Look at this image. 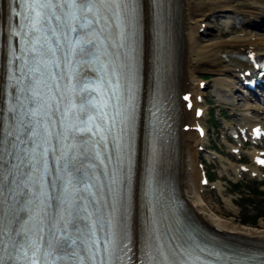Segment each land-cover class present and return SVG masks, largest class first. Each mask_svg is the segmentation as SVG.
Instances as JSON below:
<instances>
[{
    "label": "bare ground",
    "instance_id": "1",
    "mask_svg": "<svg viewBox=\"0 0 264 264\" xmlns=\"http://www.w3.org/2000/svg\"><path fill=\"white\" fill-rule=\"evenodd\" d=\"M176 6L179 19V34L182 40V51L180 54V64L182 69V82L187 83V88H191L197 92L196 73L207 71L217 73L218 75L230 74L234 65L240 64L232 55L241 54L243 48L254 45L257 50L264 47V36L256 37L255 34L244 33L242 35H232L228 37H208L205 39L199 35L198 29L201 21L206 15H213L225 11H232L243 19L248 16L259 17L264 11V0H167V3L161 6L162 21L159 25L162 35H167L170 30L165 27V7ZM143 27L147 36V50L151 57L152 51L151 37L152 30L155 28L154 22L151 21L153 15V7L150 0H143ZM7 21V0H0V26L4 29ZM205 29L207 36L211 33ZM4 42V35L1 38ZM150 45V46H149ZM150 47V48H149ZM3 58V48L0 49ZM161 60L165 67L173 64V49L169 46L161 54ZM1 72V67H0ZM149 72H153V64L149 63ZM223 81L217 82V88L222 86ZM193 112L187 113V118L191 119ZM201 141L195 135L194 131H187L182 138L176 152L168 155L161 160L165 169H173L176 162L179 177L182 179V194L188 201L185 206L188 210H192L200 223L210 230L218 233L238 235L246 238H254L264 242V226L262 223L254 226H246L237 223L232 217H225L212 208L209 201L204 198L200 192L199 178L195 169V159L198 151L194 147V143ZM222 164L224 169L231 167L226 160ZM218 190L221 189L219 182L215 184ZM227 208L233 206L232 200L223 198Z\"/></svg>",
    "mask_w": 264,
    "mask_h": 264
},
{
    "label": "snow or ice",
    "instance_id": "2",
    "mask_svg": "<svg viewBox=\"0 0 264 264\" xmlns=\"http://www.w3.org/2000/svg\"><path fill=\"white\" fill-rule=\"evenodd\" d=\"M125 8L128 7L129 3H132L133 0H122ZM104 0H63V3H52V0H48L47 3H39L37 0L30 5V8L33 12L32 17H26L29 19L31 24V31L38 32L40 29L38 25L45 20H49L52 17L44 13L43 9L48 8H75L78 10L79 15L75 13H69V30L72 32L77 33V38L70 42V48L73 54H76L77 50L83 52L85 45H91L95 47V42L92 39H84L81 40L79 38L78 29L81 28H91L96 24H100L102 21L106 20V16L104 15V9L102 7ZM110 4H116L118 7L119 5L116 3V0H110ZM134 11V10H132ZM56 20H61V16H56ZM103 29H101V32ZM20 35V33H16ZM87 37L88 33L84 34ZM36 43H39V40H36ZM31 51L33 53H38V49L33 44ZM51 51V49H50ZM87 51L91 53V48H88ZM42 55V53H38ZM36 113L35 111H29L28 115L34 116ZM119 115V113H117ZM106 116V114H103ZM134 119L133 111L131 105H129L128 109L124 115V122L127 127H130L132 121ZM94 120V117H88V121L91 122ZM21 127L23 131H9L7 134L0 133V198L3 197V193L5 190H9L11 194L10 185H16V189L18 190L21 185L25 182L31 180L30 173L36 167L37 164L43 163L42 160H38L36 156L37 149L41 148V145L37 143L36 137L39 133L32 127L24 125L21 122ZM80 132H91L93 135H100V140L104 141L106 137L102 134L103 129L100 125H95V127H87V128H80L78 129ZM8 138L5 139L4 136ZM47 149H43V153H47ZM80 152L83 154L85 152L84 148L80 149ZM42 153V154H43ZM96 156L99 157V153H96ZM7 158V159H6ZM61 160L64 161L63 165H61L62 169L68 171L71 169V172H75L77 174L80 173V169L75 167V160L77 157L75 155L67 156L61 155ZM45 171H47V167L45 165ZM123 179L124 182H127V175L123 174L122 177H113V184H117L120 179ZM8 183H5V182ZM70 183V181H69ZM92 187L91 184L87 185L85 190L87 191ZM67 191V189H65ZM75 227V225H73ZM39 231H42L40 229ZM61 232L64 233L62 236H54L52 241H45L47 243L49 251L45 252V257H51L54 254L61 252V251H70L73 256H76L77 253L75 251V246L78 244L79 237L77 239H72L71 236H67L66 229L62 228ZM118 233H111L110 237L104 240V251H109V246H112L113 249L117 248L118 245L116 243V238H118ZM39 241H44V238L40 236ZM98 241H93V245H95ZM33 253L32 262L31 264H39V257L38 253L40 252V248L37 246V242H32L30 245ZM95 258V251H93L92 256L90 259ZM255 257H250L249 262L250 264H254ZM100 264H106V260L101 258Z\"/></svg>",
    "mask_w": 264,
    "mask_h": 264
},
{
    "label": "rangeland",
    "instance_id": "3",
    "mask_svg": "<svg viewBox=\"0 0 264 264\" xmlns=\"http://www.w3.org/2000/svg\"><path fill=\"white\" fill-rule=\"evenodd\" d=\"M213 196H214V194H213ZM217 198V197H216ZM264 202H258L257 204H256V206H255V208H254V210L256 211V210H263L264 211ZM252 214H255V212L254 211H252V210H249L248 208H244V211H243V213H242V216H251V217H255V216H253ZM256 223H254V224H258V223H260L261 221L260 220H258L257 218H256V221H255Z\"/></svg>",
    "mask_w": 264,
    "mask_h": 264
}]
</instances>
